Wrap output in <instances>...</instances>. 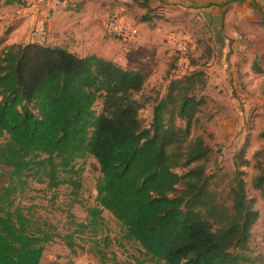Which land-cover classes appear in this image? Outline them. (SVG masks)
I'll return each mask as SVG.
<instances>
[{
	"label": "trees",
	"instance_id": "16d2710c",
	"mask_svg": "<svg viewBox=\"0 0 264 264\" xmlns=\"http://www.w3.org/2000/svg\"><path fill=\"white\" fill-rule=\"evenodd\" d=\"M132 1L144 10L139 20L149 22L150 0ZM207 79L200 68L171 79L145 126L144 70L37 42L0 48V166L9 169L0 191V264H40L55 237L76 251L72 234L36 223L20 198L29 178L52 189L62 174L79 176L76 162L87 156L100 176L87 220L76 226L92 234L88 249L101 264L109 253L96 238L105 210L121 238L137 245L134 264H262L250 248L259 212L244 172L236 169L224 185L208 174L212 147L194 130ZM254 159L251 187L264 198V148Z\"/></svg>",
	"mask_w": 264,
	"mask_h": 264
},
{
	"label": "rangeland",
	"instance_id": "374dc122",
	"mask_svg": "<svg viewBox=\"0 0 264 264\" xmlns=\"http://www.w3.org/2000/svg\"><path fill=\"white\" fill-rule=\"evenodd\" d=\"M130 11L123 15L137 23L140 14L132 9ZM150 15L151 20L143 28L138 27V34L133 40L120 41L108 35L116 43L115 62L129 69L140 66L147 74L139 111L145 126L151 121L156 99L165 93L170 80L180 74L181 54L178 44L185 45L186 57L192 69L200 68L207 72L213 55L210 27L195 12L178 7L156 6ZM170 34L176 39L172 45L167 39ZM207 76V85L202 93L206 103L198 113L194 128L195 133L202 134L212 147L207 173L214 175L224 185L236 169L244 172L242 176L246 188L249 195L254 197L259 212L251 229L250 248L253 254L263 257L264 264V198L251 187V178L257 173L254 153L264 148V140L257 135L260 127L253 119L258 94L243 92L242 88L233 89L231 95L235 101H232L226 86ZM248 98L255 101L250 109L243 105ZM100 106V102L96 103L97 112ZM244 146H247L245 155L240 152ZM246 159L250 161L249 164L243 162ZM76 167L80 169L79 176L72 175L70 178L62 174L64 181L52 189L47 188L46 183L29 178V187L20 198L24 206H31L36 223L41 226L44 222L52 224L59 235L72 234L79 244L73 252L62 237H55L46 244L40 264H101L98 256L88 249L92 234L88 230L81 233L76 226L78 222H86L87 208L95 201L99 165L93 157L87 156L77 160ZM8 178L9 169L0 166V191ZM102 216V225L96 238H104L100 246L109 252L106 264H134V257L139 255L137 245L121 238L122 228L108 211L105 210ZM106 238L109 240L107 247L104 245ZM111 253H115L118 263H114Z\"/></svg>",
	"mask_w": 264,
	"mask_h": 264
},
{
	"label": "crops",
	"instance_id": "0c3cea01",
	"mask_svg": "<svg viewBox=\"0 0 264 264\" xmlns=\"http://www.w3.org/2000/svg\"><path fill=\"white\" fill-rule=\"evenodd\" d=\"M150 5L193 11L208 24L213 55L207 74L226 86L229 97L238 88L258 94L255 106L251 98L243 105L256 108L253 119L264 140V0H150ZM131 9L144 13L132 0H44L38 8L21 0H0V48L37 42L117 61L116 43L105 26L112 13ZM136 24L143 28L146 22ZM173 37L167 36L170 45Z\"/></svg>",
	"mask_w": 264,
	"mask_h": 264
},
{
	"label": "built area",
	"instance_id": "2783aa9c",
	"mask_svg": "<svg viewBox=\"0 0 264 264\" xmlns=\"http://www.w3.org/2000/svg\"><path fill=\"white\" fill-rule=\"evenodd\" d=\"M24 5L32 7H40L44 0H21ZM105 32L107 35L114 37L120 41H130L136 38L138 34V26L130 20L128 17L123 15L120 12H114L109 17L106 26ZM173 43L176 41L175 38L172 39ZM180 52V75L189 72L192 68L190 66L189 60L186 57V47L185 45L178 44L177 46Z\"/></svg>",
	"mask_w": 264,
	"mask_h": 264
}]
</instances>
